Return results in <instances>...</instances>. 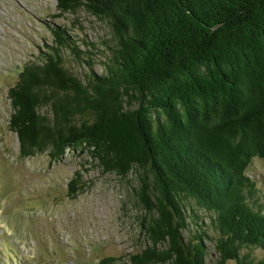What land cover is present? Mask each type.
Here are the masks:
<instances>
[{"label":"trees","instance_id":"16d2710c","mask_svg":"<svg viewBox=\"0 0 264 264\" xmlns=\"http://www.w3.org/2000/svg\"><path fill=\"white\" fill-rule=\"evenodd\" d=\"M56 5L104 18L113 42L104 72L81 78L60 47L76 58L84 51L53 29L49 51L24 64L7 91L19 154L53 161L85 148L103 171H133L149 243L132 264H205V232L184 235L197 211L215 234L219 263L264 264L250 253L264 248V212L246 173L253 157L264 158V0ZM80 177L68 182L71 197Z\"/></svg>","mask_w":264,"mask_h":264},{"label":"rangeland","instance_id":"374dc122","mask_svg":"<svg viewBox=\"0 0 264 264\" xmlns=\"http://www.w3.org/2000/svg\"><path fill=\"white\" fill-rule=\"evenodd\" d=\"M56 28L84 51L76 58L71 47H60L72 73L83 78L104 72L113 42L104 18L83 7L60 11L56 0H0V264H132L129 256L149 243L140 228L144 214L134 172L103 171L85 148L53 161L46 153L22 157L8 126V88L24 64L49 51ZM75 171L82 183L71 197L68 182ZM246 173L257 189L253 201L264 212V158L253 157ZM196 214L186 217L184 235L205 232V264H235L218 262L208 218ZM250 253L264 260V248Z\"/></svg>","mask_w":264,"mask_h":264}]
</instances>
